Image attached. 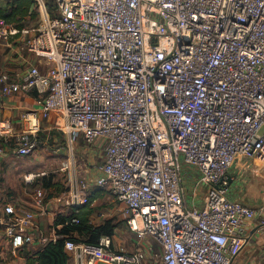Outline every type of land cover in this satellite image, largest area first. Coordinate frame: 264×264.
Wrapping results in <instances>:
<instances>
[{"label":"built area","instance_id":"built-area-1","mask_svg":"<svg viewBox=\"0 0 264 264\" xmlns=\"http://www.w3.org/2000/svg\"><path fill=\"white\" fill-rule=\"evenodd\" d=\"M37 2L32 30L0 19V49L28 32L19 47L38 57L16 79L0 71V95L34 101L17 127L6 124L0 102V154L38 151L54 114L71 142L102 138L97 186L122 205L138 237L134 250L108 235L68 240L66 249L81 264H234L250 221L264 225V201L229 196L235 163L264 165V0H54L51 12ZM75 165L69 157L62 166L70 181ZM3 176L0 165V184ZM87 191L82 182L64 203L85 204ZM37 226L25 207L8 202L0 211L13 254L60 236Z\"/></svg>","mask_w":264,"mask_h":264},{"label":"crops","instance_id":"crops-1","mask_svg":"<svg viewBox=\"0 0 264 264\" xmlns=\"http://www.w3.org/2000/svg\"><path fill=\"white\" fill-rule=\"evenodd\" d=\"M3 0H0V3ZM0 6H4L1 5ZM25 29H29L25 28ZM25 38V35H22L21 33L14 39H11L9 42H5L2 44L0 49V71L9 73L10 76L13 79H16L18 77H21L23 75L24 70L26 67L31 63H36L38 61V57H36L34 54L23 52L19 44L20 42ZM0 102L3 105V116L6 117V124L9 126H21L22 122L20 121V115L21 112L26 108H31L34 106L33 98L29 95H25L22 93H15V94H1L0 95ZM54 119V123L60 127L61 119L59 115H52ZM51 117V118H52ZM51 118L45 120L48 121ZM41 143L42 145L47 142L43 141L41 136ZM88 145H84L79 147L80 150L84 153V156H80L77 154V156H80L82 159H84V163L87 169L86 176L87 180L90 183V186H88V189L91 190V193L94 192L96 196H100L102 194V190L97 186V179L100 175H102V164L105 158L104 153V141L101 140L98 142V139H96L93 143ZM8 150L11 152V154H14L13 151L9 148H5V152L0 154V165H2L3 173H4V165L3 163L7 164L8 161L11 159V155L7 154L6 152ZM17 157H23L18 156L17 154H14ZM74 161H76L77 165V157L72 156ZM85 157V158H83ZM69 158V157H68ZM68 160V159H67ZM243 172H246L256 180V182H259L260 177L264 176V166L262 163L255 161V160H247L243 163ZM235 166V164L233 165ZM233 166L231 167V175L234 174ZM241 175V174H240ZM240 175L237 177L236 180L240 177ZM4 178V176H3ZM232 181H236L235 177L233 176ZM187 178V187L188 190L192 189V183L191 178L188 180ZM25 180V179H24ZM25 186L22 188L15 190L14 193L10 191V188L13 189V187H10L6 183L4 186H0V211L3 210V206L5 203H13L16 207H25L29 210H31L34 214V221L38 225L42 231L48 232L52 228H56L54 225V221L58 214L61 215H67L71 209L70 206H67L64 203V198L60 197L58 198V201L60 203H54L53 199H50L46 201V195L44 194V197H37V191L35 190L31 185H29L30 182L24 181ZM260 184H264V181L260 180ZM3 183V180H2ZM238 184V182L236 181ZM264 189V187H263ZM235 190V189H234ZM229 191V196L232 199L240 200L247 205L250 206H257L258 204L262 203L264 201V191L260 190L259 194L257 196H247L248 194L235 192V191ZM189 193H192L191 191ZM190 200V198H189ZM196 203L200 204L202 203V200L195 201ZM62 206L63 208L59 209V206ZM120 203L117 202V207ZM189 205H191V202L189 201ZM123 212V207H120ZM96 207H93V212L90 216L91 222L95 225H99L103 223L107 219H113V217H103L101 219L96 218ZM115 221V220H114ZM262 221V218L256 217L255 219L251 220L249 223V235L251 237L249 243L246 245V247L239 253V255L236 257L234 264H240L243 262L244 255L248 253L249 258H247L246 263L247 264H264V225H260ZM61 228V227H57ZM56 228V229H57ZM118 227L116 228L115 233L117 232ZM115 238V235L113 236V239ZM115 241V240H114ZM38 247L36 245H32L27 247L26 249H37ZM250 248V251H249ZM69 252V251H68ZM70 258L68 261V264H81L80 260L76 257V254L74 252H69ZM26 258L23 256L22 252H19L17 254H13L10 250V245L8 239L5 237V233L3 228L0 227V264H25Z\"/></svg>","mask_w":264,"mask_h":264},{"label":"rangeland","instance_id":"rangeland-1","mask_svg":"<svg viewBox=\"0 0 264 264\" xmlns=\"http://www.w3.org/2000/svg\"><path fill=\"white\" fill-rule=\"evenodd\" d=\"M10 1L13 0H3L0 4L4 5L5 7L10 4ZM45 1L48 10L51 12L54 0ZM32 10L37 13V16L34 19H27V21L30 19L27 26L29 27V30L37 27L41 20V10L37 0H33ZM21 34L25 35V37L30 35L28 32H22ZM40 136L43 141L47 140V142L41 145L38 151H35L30 155L17 157L6 150V152H8L7 154L11 155V159L7 164L3 163L4 178L1 187L4 186L5 183L9 186L11 185L10 187H13V189L10 188V191L14 193L15 190L25 186V176L31 174L33 176V180L29 183V185H31L35 190H42L46 195V201L53 199L54 203H60L58 198L70 197L72 192L77 190L78 185L81 187L82 182L90 186L86 176L87 169L84 159L80 157L81 155L84 156V153L79 147L88 145L82 139V137L79 135H74L72 138L73 142H71V137L65 135L59 129V126L54 123L53 117L48 121H43ZM101 140L103 139L98 138V142ZM77 154L80 156H77ZM72 156L77 157V165H75V176L73 181H70L66 172L62 170V166L64 162L67 161L68 157ZM232 169L234 171L232 176L235 177V180L240 174L241 175L238 180H236L238 184L236 181L231 182L229 191H233L235 189L234 191L237 193L242 192L245 195L248 194L247 196L251 195L254 197L259 194L260 190L264 191V184H260V180L264 181V176L260 177L259 182H256V180L249 176L248 173L243 172L242 164L235 163V166H233ZM192 190L193 189H190L188 192H192ZM90 193L91 190L88 189L86 203H88V201L91 199V207H96V218L101 219L103 217H113L115 223H119L118 230L115 233V243L120 245L119 247L123 246L126 250H134L137 248L138 237L130 229L127 219L120 208L122 205L120 204V207H117V201L110 193L105 190H102V194L100 196H96L94 192H92V194ZM198 193L199 194L196 199L201 201L204 194V189L201 186ZM61 208L63 207L60 205L59 209ZM147 240L146 242H151L155 251L159 250V245L153 239ZM243 257L245 260H243V262L240 264H247L246 261L248 260L246 259L249 258L248 253Z\"/></svg>","mask_w":264,"mask_h":264},{"label":"trees","instance_id":"trees-1","mask_svg":"<svg viewBox=\"0 0 264 264\" xmlns=\"http://www.w3.org/2000/svg\"><path fill=\"white\" fill-rule=\"evenodd\" d=\"M32 5L33 0L10 1L9 5L5 7L0 6V19L14 25L20 30L28 28L29 20L37 16V13L32 10ZM54 6L55 2L52 9H54ZM28 18L30 19L27 21ZM92 212L93 208L91 207L90 199L88 203L76 208L71 206L67 215L58 214L54 225L56 228L58 225H62L60 229H56L60 236L54 241L47 242L40 248L28 250L25 247L20 250L26 258L25 264H68L70 254L66 249V241L98 243L104 235L113 237L119 223H115L113 219H107L103 223L95 225L90 219ZM74 218L78 222H72Z\"/></svg>","mask_w":264,"mask_h":264}]
</instances>
